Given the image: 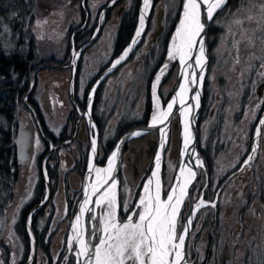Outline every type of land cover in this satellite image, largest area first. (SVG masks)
Returning a JSON list of instances; mask_svg holds the SVG:
<instances>
[{"label":"rangeland","instance_id":"1","mask_svg":"<svg viewBox=\"0 0 264 264\" xmlns=\"http://www.w3.org/2000/svg\"><path fill=\"white\" fill-rule=\"evenodd\" d=\"M51 1V5L38 6L33 25L40 57L44 60L32 71L31 85L19 111L24 114L22 117L34 120L36 131L32 158L25 164L29 166L28 171L19 178L17 175L18 197L10 219L5 221L7 213L5 218L0 215V234L8 249V253L0 257L5 258V264H76V246H72L74 250L71 248L69 233L91 160L90 132L91 136L97 132L94 135L97 137L96 164L103 166L126 130L149 124L155 107L154 78L168 60V46L182 11V0H152L141 40L105 79L101 87L103 97H97V103L94 95L92 132L82 114L89 92L103 69L125 47L118 48L114 44L121 20L133 15L137 20L133 33L136 32L143 0H138L136 5L135 0H115L108 7L109 15L106 10L102 12V8L113 0ZM261 5L264 0H227L208 24L209 60L196 124V147L203 163L197 179L188 188L189 196L181 208L178 231L188 220L187 200L197 205L203 198L214 202L215 207L209 204L196 211L184 245L187 264H264V224L262 228L259 224V227L252 226L260 220L261 208L264 209V132L252 154L253 159L242 165L251 153L259 120L264 115V68L261 67L264 63V12ZM248 16L252 17L251 21L246 19ZM236 19L243 20V25L234 24ZM97 22H102L97 35L79 50L94 34ZM80 30H84L87 40L79 42L82 35L76 38ZM234 41L239 44L234 46ZM78 50L76 75L72 64ZM177 75V61L169 63L157 87L164 106L174 92ZM50 108L52 118L48 119L46 112ZM174 121L179 126L177 113L169 121V139L160 168L164 196L175 181L179 159L180 134ZM100 138L103 147H99ZM150 138L157 143L147 158L139 161L136 158L138 144L141 141L148 144ZM159 139L160 131L154 129L124 145V156L115 175L121 205L125 200L131 201V206L136 205L151 173ZM239 168L243 170L223 184L228 175ZM246 173L251 177L242 181L241 176ZM22 210L27 211L23 225L18 216ZM101 211L98 207L96 215ZM118 217L121 221L127 218L122 208L118 210ZM38 242L48 251H43Z\"/></svg>","mask_w":264,"mask_h":264},{"label":"snow or ice","instance_id":"2","mask_svg":"<svg viewBox=\"0 0 264 264\" xmlns=\"http://www.w3.org/2000/svg\"><path fill=\"white\" fill-rule=\"evenodd\" d=\"M143 4L144 9H142L139 21L140 27L135 34L137 38L142 34L145 22L144 12L149 8L151 0H143ZM226 4L227 0H182V14L167 50L169 61H179L181 66L179 77L182 82L178 84V90L167 103L166 109L161 108L157 87L161 76L168 68L167 63L161 69L160 74L156 76L152 85L155 107L150 127L164 125L173 115L174 106L179 104L180 115L185 118V150H187L191 138L188 132L187 118L190 117L193 108L191 103H186V97L192 91V86L199 87L202 84L207 63L203 35L205 25L212 21L217 11ZM261 11L264 12V5H261ZM246 19L251 21L252 17L248 16ZM233 23L242 26L244 21L236 19ZM257 23L259 25L260 21ZM136 43L137 39L133 38L129 47L115 60L112 65L113 68L129 55ZM238 44L239 41H234V46ZM76 55L78 54L74 53V57ZM236 62L239 63V57L236 58ZM261 67L264 68V63L261 64ZM197 69H199V75H197ZM92 91L94 93L95 89ZM199 97V91H196L195 95L191 97V100L196 101L197 106ZM90 109L91 95L89 96ZM259 125L264 126V118L259 120ZM160 130L162 134L161 147L163 148L165 133L163 128ZM262 132L264 129L257 127L256 136L260 137ZM132 135L139 136L141 132L137 131ZM91 150L93 154L96 153V139L91 141ZM118 151L119 146H117V151H114L109 157L106 168L95 167L92 161H89V172L94 171L96 178L95 181L85 186L79 215L76 216L75 222L72 224V228L76 232L74 239L78 244L77 257L83 258L82 264H187L184 259V244L191 219L188 220L187 224L180 226L181 231H178V225L182 218L181 208L189 196L188 188L196 173L191 167H181L179 176L175 177L177 182L174 185L170 184L169 190L165 193V198H162V184L159 176L161 157L157 154L156 170L152 172V176L144 184L143 194L139 196L138 203L131 206V201L125 200L121 205L117 198V181L112 175L115 170L114 165ZM252 151L253 153L256 151L255 147ZM251 159L253 157L249 156L244 163L248 164ZM197 161L198 166H202V161H199L198 157ZM209 204L211 207H215L214 202H206L201 199L196 205V210ZM89 205L99 206L102 211L98 216L92 214L95 209ZM121 208L127 214L126 220L123 221L118 217V210ZM85 213H89L90 221L94 222L90 230L80 225ZM77 264H81L80 259L77 260Z\"/></svg>","mask_w":264,"mask_h":264},{"label":"trees","instance_id":"3","mask_svg":"<svg viewBox=\"0 0 264 264\" xmlns=\"http://www.w3.org/2000/svg\"><path fill=\"white\" fill-rule=\"evenodd\" d=\"M51 2V0H0V215L4 218L6 213L10 215L18 197L15 188L18 173L15 137L18 120L24 116L19 110L23 104V96L30 88L32 71L44 60L40 57L33 29L34 20L38 6L41 3L51 5ZM137 2L138 0H135V5ZM110 11V8L106 10L107 15ZM132 16L123 18L119 30L116 31L114 44L118 48L126 45L132 37L134 23L137 22ZM81 35L79 42L87 40L84 30L77 33V38ZM100 95L98 91L97 97ZM26 212L22 210L18 213L21 225L25 221ZM38 246L43 251H48L42 248L39 242ZM7 253L8 249L1 235L0 257Z\"/></svg>","mask_w":264,"mask_h":264},{"label":"bare ground","instance_id":"4","mask_svg":"<svg viewBox=\"0 0 264 264\" xmlns=\"http://www.w3.org/2000/svg\"><path fill=\"white\" fill-rule=\"evenodd\" d=\"M151 5H152V0H151V4H150V6H149V8L144 12V15H145V22H144V27H143V30H144V28H145V25H146V19H147V17H149V14H150V7H151ZM203 7V6H202ZM142 9H144V4L142 3ZM142 9H141V12H142ZM141 14V13H140ZM181 14H182V11L180 12V14H179V18H178V20H177V22H176V24H175V28H176V26L179 24V20H180V17H181ZM216 15V14H215ZM214 15V16H215ZM141 16V15H140ZM140 27V23H139V25H138V27H137V29ZM175 28H174V31H173V33H172V35L174 34V32H175ZM137 29H136V31H137ZM142 30V31H143ZM135 34H136V32H135ZM133 37H135L136 39H137V42H139L140 40H141V38H142V35L140 36V37H136V35H134ZM171 41V40H170ZM131 44V43H130ZM129 44V45H130ZM137 44V43H136ZM136 44L132 47V49L133 48H135V46H136ZM170 44V43H169ZM129 45L126 47V48H128L129 47ZM124 52V51H123ZM123 53H121L120 54V56L122 55ZM119 56V57H120ZM118 57V58H119ZM167 58H168V56H167ZM177 61V64H178V78H177V83H176V86H175V89H174V92H173V94L171 95V97L169 98V100H168V102H170V100H171V98H172V96L173 95H175V91L176 90H178V84L179 83H181L182 82V80H181V78L179 77V71H180V64H179V61L178 60H176ZM171 62H174V61H169V60H167V61H165L164 62V64L162 65V67H161V69L163 68V66L165 65V63H167V64H171ZM161 69L156 73V75H155V78H154V82H155V79H156V76L157 75H159L160 74V72H161ZM161 78H162V76H161ZM160 83V82H159ZM196 88H197V86H192V92H189L188 94H187V97H186V103H191L192 105H193V108H192V110H191V114H190V117H188L187 119H188V132H189V134L192 132V121H193V118H194V115H195V108H196V101L195 100H191V97L192 96H194L195 95V92H196ZM202 90H203V87H202ZM91 95V99H92V93L90 94ZM167 102V103H168ZM167 103H166V105L164 106V105H162V103H161V108L162 109H166V107H167ZM176 106V105H175ZM175 106H174V108H175ZM180 105L179 104H177V106H176V109L174 110V112H173V115H171V117H173L174 116V114L175 113H177L178 115H179V126H177L178 127V132H179V134H180V150H179V159H178V166H177V170H176V176L175 177H177V176H179V174H180V169H181V167H191L192 168V170L193 171H195V166L193 165V158H194V153L192 152V150H191V147L189 148V146L187 147V150H185V146H184V126H185V118H183L181 115H180ZM264 116V115H263ZM262 116V118H264ZM197 119H198V116H197ZM150 124H151V120H150V122H149V124H146V125H144V126H147V125H149L148 126V128H145V129H138L137 131H139V132H141V135H143V134H145V133H147V132H149V131H151V130H154V129H159V131H160V139H159V142H158V148L156 149V152H155V155H154V159H153V165H152V169H151V173H150V175L148 176V178L149 177H151L152 176V172L153 171H155L156 170V156H157V154H159L160 155V157H161V160H160V165L162 164V158H163V150L165 149V147H166V144H167V142H168V139H169V131H170V122H165V124L164 125H157V126H155V127H150ZM93 126V125H92ZM197 126V125H196ZM196 126H195V129H196ZM258 127H261V125L260 126H258ZM161 128H163L164 129V133H165V135H164V146H163V148L161 147ZM136 131V132H137ZM196 132V131H195ZM190 137H191V135H190ZM192 139H193V136H192V138H190V141H189V144L188 145H190L191 144V142H192ZM196 140H197V133H196ZM258 140H259V137H257V136H255V142H254V145H253V148L255 147V149L257 148V146H258ZM117 146H118V144L115 146V148L112 150V152H114V151H117ZM195 146H196V141H195ZM252 148V149H253ZM91 161H92V163H93V165L95 166V167H99V168H106L107 166H108V161L105 163V165H103V166H98L97 164H96V158H94V154H93V158H91ZM120 160L118 159V156H117V158H116V161H115V165H114V172H113V176L115 177V179H116V176H115V173H116V171H117V169H118V167H119V165H120ZM197 164H196V169L198 170V172H199V167L200 166H198V162H196ZM203 163V162H202ZM87 179H86V182H85V186L86 185H89L91 182H93V181H95V178H96V174H95V172L93 171V172H89V168H88V170H87ZM198 175H199V173H198ZM159 176H160V170H159ZM148 178L146 179V181H145V183L147 182V180H148ZM160 179H161V177H160ZM177 181H176V179H175V181H174V183H173V185L176 183ZM144 183V184H145ZM161 184H162V180H161ZM144 186V185H143ZM85 189V188H84ZM143 194V187H142V189H141V191H140V193H139V196L140 195H142ZM162 198H165V196L163 195V191H162ZM83 199H84V191H83V197H82V199H81V201H80V203H79V205H78V208H77V210H76V213H75V216L73 217V220H72V222H71V226H70V233H69V243H70V245H71V248H72V246L74 245V247L76 246L77 248H78V244L76 243V241H75V239H74V237L76 236V232L73 230V228H72V224L75 222V218H76V216L77 215H79V208H80V204L83 202ZM138 199H139V197H138ZM138 199H137V203H138ZM93 200H95V197H93ZM92 205H89V207H91ZM98 207L99 206H96V213H97V209H98ZM96 213H95V215H96ZM89 217H90V214L89 213H85V215H84V217H82V219H81V222H80V225H81V227H84V228H87L88 229V226H89V230L91 229L90 228V219H89ZM73 249V248H72ZM209 249V248H208ZM74 250V249H73ZM76 252H77V250H76ZM78 259H80L81 260V264H82V261H83V258L82 257H80V258H78ZM187 260V259H186Z\"/></svg>","mask_w":264,"mask_h":264},{"label":"water","instance_id":"5","mask_svg":"<svg viewBox=\"0 0 264 264\" xmlns=\"http://www.w3.org/2000/svg\"><path fill=\"white\" fill-rule=\"evenodd\" d=\"M147 20H148V17H147V19H146V25H145V28H144V30L142 31V34L141 35H143V33H144V31L146 30V26H147ZM163 22H164V17H163V11L161 10L160 11V23L163 25ZM208 24H209V22H207L206 23V25H205V30H204V42H205V48H206V55H207V63H206V67H205V69H204V78H205V74H206V68H207V65H208V60H209V56H208V44H207V37H208ZM161 30V28L159 29V30H157L156 31V33L155 34H157L159 31ZM135 35V34H134ZM133 38H135V37H132L131 38V40H130V42H129V44L132 42V40H133ZM138 43V42H137ZM128 44V45H129ZM127 45V46H128ZM126 46V47H127ZM126 47L124 48V50L126 49ZM134 49V48H133ZM133 49H132V51H133ZM123 50V51H124ZM123 51H122V53H123ZM131 51V52H132ZM131 52L129 53V55L131 54ZM128 55V56H129ZM127 56V57H128ZM126 57V58H127ZM125 58V59H126ZM118 59V57L115 59V60H117ZM115 60L111 63V65L109 66V67H107L103 72H102V74L100 75V77L98 78V80L96 81V83H95V85H94V87L92 88V90L93 89H95L96 88V85L98 84V82H100L101 80H102V78L104 77V76H106L109 72H111L114 68L112 67V65H113V63L115 62ZM117 66V65H116ZM109 69H111V71H109ZM197 75H199V69H197ZM204 81V80H203ZM202 85H203V82H202V84H200L199 85V87H197L196 88V91H199L200 92V97H199V104H198V106L196 105V108H195V115H194V118H193V121H192V132L190 133V135H191V138H192V136H193V139H192V142H191V144L190 145H188L189 146V148L191 147V150H192V152L194 153V158H193V165L195 166V173H196V176H195V178L193 179V181H192V184H193V182L195 181V179L197 178V175H198V170L196 169V162H198L197 161V157L199 158V161H202V158L199 156V154H198V149H197V147L195 146V141H196V129H195V126H196V121H197V116H198V114H199V112H200V108H201V94H202ZM192 92V91H191ZM177 106V105H176ZM176 106H175V108L173 109V112H174V110L176 109ZM90 118V117H89ZM170 118H171V116H170ZM170 118H169V120H170ZM169 120L167 121V122H169ZM24 121H25V119L24 118H20L19 119V129H18V132H17V135H16V139H15V142H16V145H17V147H18V163H19V167H22V166H24L27 162H28V160H29V158H30V149H31V146H32V126L30 125L31 123H29V124H27L25 127H22V124L24 123ZM90 121H92L91 119H90ZM148 126L149 125H147V126H144V125H140V126H135V127H132V128H130V129H128L126 132H124L123 134H122V136L120 137V139H119V141H118V146H119V151H118V153H117V156L119 155V156H121V150H122V148H123V146H124V144L126 143V141L128 140V139H130L131 137H133V135H132V133H134V132H136L138 129H145V128H148ZM177 126V122L176 121H174V127H176ZM260 126V125H259ZM256 136V135H255ZM148 142H149V152L151 151V149L154 147V145H155V140L154 139H151V140H148ZM252 154H253V151H251V153H250V155L249 156H252ZM249 156L247 157V159L246 160H248V158H249ZM245 160V161H246ZM244 161V162H245ZM245 164V163H244ZM160 168H161V165H160ZM160 170V169H159ZM230 177V176H229ZM228 177V178H229ZM227 180V179H226ZM191 184V185H192ZM190 185V186H191ZM91 207H93L94 209H95V205H92ZM195 212H196V208L194 207V204L192 205V209H191V211H190V215H189V218H188V220L189 219H191V223H192V220H193V217H194V215H195ZM94 213H95V211H94ZM94 213H92V214H94ZM7 220H8V218H7ZM188 220H187V223H188ZM186 223V224H187ZM191 223H190V225H188V232H189V230H190V227H191ZM188 234V233H187ZM187 242V235H186V237H185V243ZM185 245V244H184Z\"/></svg>","mask_w":264,"mask_h":264},{"label":"flooded vegetation","instance_id":"6","mask_svg":"<svg viewBox=\"0 0 264 264\" xmlns=\"http://www.w3.org/2000/svg\"><path fill=\"white\" fill-rule=\"evenodd\" d=\"M101 87H102V85L100 86V88H99V92L102 94V89H101ZM96 103H97V98H96ZM47 113V116H48V119H51L52 117H51V108L46 112ZM86 119H87V122H88V118L86 117ZM25 123L27 124V123H31V124H33L34 125V135H35V131H36V127H35V123H34V120L33 119H31V118H26V121H25ZM88 125H89V122H88ZM89 128H90V131L92 130V132H93V128H92V126H90L89 125ZM80 133V132H79ZM79 135V134H78ZM91 135H92V133L90 132V143H91ZM136 137V136H135ZM155 138V137H154ZM99 142V141H98ZM142 143H139L138 144V147H137V150H136V158L140 161V160H143L144 158H147V156H148V147H149V144H146V141H141ZM98 146H99V143H98ZM131 146H134L135 147V145H133V143L131 144ZM33 147H34V138H33V141H32V147H31V149H30V153H31V158H32V154H33ZM99 147H103L102 145H101V138H100V146ZM124 149H125V146L122 148V150H121V158H120V161L123 159V156H124V154H123V152H124ZM147 155V156H146ZM97 157V150H96V153L94 154V158H96ZM31 158H30V161H31ZM93 158V157H92ZM89 161H90V159H89ZM121 163V162H120ZM18 167H19V164H18ZM28 168H29V166H26L24 169H23V171L21 172V174H20V171H19V169H18V173H17V175H24V174H26L27 173V171H28ZM87 170H88V167L86 168V171H85V182H86V177H87ZM51 175V174H50ZM251 177V175H249L248 173H246L245 175H242L241 176V180L242 181H247V179L248 178H250ZM191 189V188H190ZM203 199V198H202ZM201 200V199H200ZM199 200V201H200ZM204 201H205V199H203ZM199 201H198V203H199ZM187 203H189V212H188V215H187V219H188V217H189V214H190V211H191V209H192V205L194 204L195 206H196V203L194 202V201H192V200H190V201H188L187 200ZM260 207H258V209H259ZM261 211H262V213H263V215L262 216H260V217H258L260 220H257L256 221V223H255V225H252L253 227H256V226H258L259 227V225H260V228H262L263 227V224H264V209L263 208H261ZM197 214V213H196ZM196 216V215H195ZM195 218V217H194ZM193 221H194V219H193ZM186 223V222H185ZM192 224H193V222H192ZM254 224V223H253ZM259 224V225H258ZM90 226H92V223H91V221H90ZM191 230V229H190ZM262 232L264 233V229L262 230ZM188 241V240H187ZM1 249H2V247H1ZM8 256H9V254H8ZM9 258V257H8ZM76 258H77V260H78V257H77V254H76ZM0 264H5V258H2V259H0ZM76 264H77V262H76Z\"/></svg>","mask_w":264,"mask_h":264}]
</instances>
